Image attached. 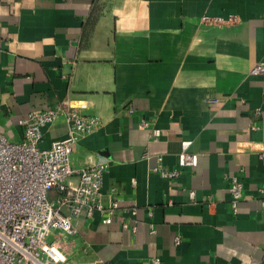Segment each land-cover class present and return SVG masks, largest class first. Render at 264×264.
<instances>
[{"label": "crops", "instance_id": "1", "mask_svg": "<svg viewBox=\"0 0 264 264\" xmlns=\"http://www.w3.org/2000/svg\"><path fill=\"white\" fill-rule=\"evenodd\" d=\"M257 64L264 0H0V131L18 141L20 118L64 100L98 117L70 161L106 162L102 191L115 188L119 204L111 223L76 219L75 234L53 231L49 242L76 264H264V73H250ZM66 130L59 114L38 146ZM183 140L197 153L193 167L179 165ZM157 156L177 175L154 171ZM232 174L241 182L236 213Z\"/></svg>", "mask_w": 264, "mask_h": 264}, {"label": "built area", "instance_id": "2", "mask_svg": "<svg viewBox=\"0 0 264 264\" xmlns=\"http://www.w3.org/2000/svg\"><path fill=\"white\" fill-rule=\"evenodd\" d=\"M209 19L224 21L220 17H203L204 21ZM250 73H264V64L255 65ZM59 114L65 116L66 135L49 147L40 148L42 127ZM18 124L22 127V137L18 141L8 140L0 131V264H76L49 242L48 236L53 231L73 235L77 232L76 219H92L95 215H99L102 223L109 224L119 207L115 188L102 191L106 162L75 167L70 161L74 146L84 134L98 126L99 119L83 115L64 100L56 108L31 110L18 120ZM147 125L144 120L139 123L141 128ZM150 134L157 138L159 129L152 128ZM191 143L192 140L181 141L178 155L181 166L197 164V153L188 150ZM147 155L145 152L144 156ZM152 169L166 178L177 175V170L162 167L161 156H157V164ZM229 180L230 208L236 213L242 197L241 182L233 174ZM189 196L193 199L194 191L191 190ZM262 204L264 207V200ZM136 212L135 207L130 209L131 214ZM148 214L151 215V211ZM121 227L137 229L136 225L129 226L127 222H122ZM177 242L178 236L175 237ZM159 261L158 257L151 260L152 264H159ZM91 264L104 262L97 259Z\"/></svg>", "mask_w": 264, "mask_h": 264}]
</instances>
